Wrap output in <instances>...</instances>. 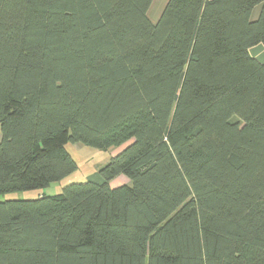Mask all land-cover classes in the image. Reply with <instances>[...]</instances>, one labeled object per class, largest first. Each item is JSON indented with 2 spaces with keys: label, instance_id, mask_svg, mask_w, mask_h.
<instances>
[{
  "label": "trees",
  "instance_id": "trees-1",
  "mask_svg": "<svg viewBox=\"0 0 264 264\" xmlns=\"http://www.w3.org/2000/svg\"><path fill=\"white\" fill-rule=\"evenodd\" d=\"M153 2L0 0V194L123 146L0 200V264H264V0Z\"/></svg>",
  "mask_w": 264,
  "mask_h": 264
},
{
  "label": "rangeland",
  "instance_id": "rangeland-1",
  "mask_svg": "<svg viewBox=\"0 0 264 264\" xmlns=\"http://www.w3.org/2000/svg\"><path fill=\"white\" fill-rule=\"evenodd\" d=\"M1 135V129H0ZM68 151L73 155L78 163V169L60 181L51 183L48 187L40 189L10 192L0 194V200L7 199H35L41 194L55 195L62 193L64 187L72 184L85 182L90 179L100 181L97 175L99 170L104 167L110 160L112 155L116 154L122 147H116L109 150L98 149L93 146H87L81 143L69 142L66 145ZM130 182L125 176H119L112 181L113 186H119Z\"/></svg>",
  "mask_w": 264,
  "mask_h": 264
},
{
  "label": "crops",
  "instance_id": "crops-1",
  "mask_svg": "<svg viewBox=\"0 0 264 264\" xmlns=\"http://www.w3.org/2000/svg\"><path fill=\"white\" fill-rule=\"evenodd\" d=\"M167 2H168V0H154L152 6L150 8L151 10L149 12V16H150L152 21L156 22L160 18L161 13H162L165 5L167 4ZM260 11H261L260 6L255 8V11L253 13V19L258 18ZM250 52H251L252 56H254L259 61L264 63V44H259V45L252 47L250 49ZM111 184H112V186L114 185L113 183H111Z\"/></svg>",
  "mask_w": 264,
  "mask_h": 264
}]
</instances>
